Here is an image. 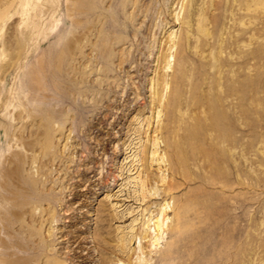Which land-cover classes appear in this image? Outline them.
I'll use <instances>...</instances> for the list:
<instances>
[{"label": "rangeland", "instance_id": "rangeland-1", "mask_svg": "<svg viewBox=\"0 0 264 264\" xmlns=\"http://www.w3.org/2000/svg\"><path fill=\"white\" fill-rule=\"evenodd\" d=\"M258 1L0 0V194L9 185L21 192L0 198V253L14 229L36 243L29 264L137 262L138 248L148 244L140 230L148 224L153 231L159 208L169 217L163 229L172 218V199L158 188L142 201L139 185L144 146L151 174L168 175L160 156L169 119L179 132V124L195 121L220 139L215 158L194 161L204 170L215 161V180L177 179L175 196L200 214L192 229L208 223L195 248L209 264H264ZM177 41L189 59L167 106L169 85L159 77L180 64L176 45L170 48ZM194 164L190 175L199 172ZM28 186L36 188L35 202ZM168 240L164 230L151 252L140 254L144 264H154Z\"/></svg>", "mask_w": 264, "mask_h": 264}, {"label": "bare ground", "instance_id": "bare-ground-1", "mask_svg": "<svg viewBox=\"0 0 264 264\" xmlns=\"http://www.w3.org/2000/svg\"><path fill=\"white\" fill-rule=\"evenodd\" d=\"M190 3H193V0H190ZM258 4V0H250L248 6ZM187 5V4H186ZM188 6V5H187ZM192 6V5H191ZM191 10V9H190ZM203 23V22H202ZM200 26V25H199ZM198 30V29H197ZM200 30L204 31L203 26H200ZM189 37V36H188ZM195 37V35H194ZM187 40V39H186ZM189 40V39H188ZM191 41V40H190ZM183 41L172 42L170 48L176 45L174 59L180 62L179 65L172 66V73L171 74H162L159 77V85H162L163 88L169 85V89L167 91V99L165 100V105H173V100H170L169 96L176 93L177 86L180 83V77L182 78V68L187 66L188 63V55L183 50ZM178 49V50H177ZM168 56H165V58ZM169 66V62H165ZM175 85V87H174ZM161 100V98L159 97ZM166 109V108H165ZM174 123V122H172ZM199 122H182L179 124V129L173 128L171 121L167 119L166 123L161 126L165 130L166 135L162 138L163 143V154L160 156L162 162H166L165 170H167L168 175L165 176H157L154 177L151 172L148 170L149 166L147 158H148V148L144 146L142 150V159H143V171L145 173L144 180L140 182L141 187V200L143 201L144 198H148L153 195L157 194L158 188H160V192L164 195V200L172 199V204L169 208L172 210V218L169 222L166 223L165 229L162 228L164 224V219H168L169 217L166 216V206L162 209H158L157 213L159 216L153 222V231H149V225L147 227H143L139 234L141 237L148 238V244L145 246H141L138 248L139 253L137 256L138 261L132 263L130 258L128 257V262L130 264H144L146 261L145 257L140 255L141 253H145V256L151 252V246L155 245L153 242L157 243L156 241L159 239V235L163 233L165 230L167 233V237L169 238L168 241L165 242L164 248L159 252L158 257L154 264H209L210 261L207 258L206 252H200L195 247L200 242L202 237L201 230L204 229L203 227L206 226L208 223L201 221V226L195 227L192 229L193 221L192 219L198 218L200 216L199 213H189L188 211V204L186 198H178L175 196L177 189L181 186V183L178 182V176L187 179V182L198 180L200 183H204L205 179L207 178H215L210 175L214 174L218 171V164L215 161H211L208 164L209 169L204 170L205 163L203 165H195L194 163L197 160L207 161L209 159L215 158V154L213 150L217 147L215 146L217 143L220 142L218 139V135L211 136L208 131L202 130L199 131ZM158 143H154L156 146ZM157 149L155 148L152 150V154H155ZM165 155V159H164ZM221 158V157H220ZM157 160V159H155ZM153 161V158H151ZM195 161V162H194ZM194 164L198 171H191L194 172L188 174L186 172L188 165ZM207 164V163H206ZM235 166V165H234ZM19 171V170H18ZM205 171V172H204ZM15 177H18V173L15 172ZM195 178H192L191 176ZM8 178H10L8 176ZM153 180L160 181L161 187H156L155 182ZM212 180V181H214ZM185 182V181H184ZM208 183H210L208 181ZM213 184V183H212ZM215 184V183H214ZM35 187L32 186L30 188L27 187L28 190V197L35 202L39 195L35 192ZM152 190V193H151ZM205 192V191H204ZM19 194L21 193L17 187L15 186H5L4 192L0 194V198L3 200H7L11 198L10 194ZM169 205V201H167ZM39 208L36 206L35 210ZM190 210V209H189ZM17 212V211H16ZM202 213V211H201ZM15 215V214H14ZM19 218L18 212L16 213L13 219ZM114 218V217H112ZM160 218V219H159ZM9 218L8 220H10ZM205 219V218H204ZM14 221V220H10ZM17 221V220H16ZM162 229V230H161ZM204 231V230H203ZM216 234V233H215ZM10 235L12 237L7 241L3 242L4 250L0 253V264H29L32 260L37 259L38 255V248L36 247V243L33 241H29L27 239L21 240L22 232H17L16 230L10 231ZM135 236V235H134ZM206 238V237H205ZM16 239V241H15ZM152 240V241H151ZM204 242V241H203ZM206 244V243H205ZM8 245L14 246L18 251L27 252L28 256H21L20 258L17 256L18 253L13 251L9 252L7 249ZM202 246V245H201ZM104 247V246H103ZM105 248V247H104ZM123 245L120 246L122 250ZM143 248L145 251H143ZM203 250V249H202ZM208 251V250H207ZM85 262V260H84ZM107 262L106 258L101 260V264H105Z\"/></svg>", "mask_w": 264, "mask_h": 264}]
</instances>
